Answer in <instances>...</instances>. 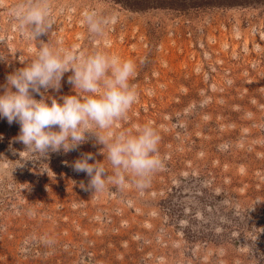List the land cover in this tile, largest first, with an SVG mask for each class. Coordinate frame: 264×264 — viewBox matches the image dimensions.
<instances>
[{"label": "rangeland", "instance_id": "374dc122", "mask_svg": "<svg viewBox=\"0 0 264 264\" xmlns=\"http://www.w3.org/2000/svg\"><path fill=\"white\" fill-rule=\"evenodd\" d=\"M16 3L0 0V94L41 45L130 59L138 99L115 131L151 123L163 167L143 190L93 192L73 165L92 153L111 174L94 136L39 158L0 117V264H264V0H51L38 39ZM87 11L109 20L103 35ZM70 75L41 89L48 103L85 95Z\"/></svg>", "mask_w": 264, "mask_h": 264}, {"label": "clouds", "instance_id": "9594fccd", "mask_svg": "<svg viewBox=\"0 0 264 264\" xmlns=\"http://www.w3.org/2000/svg\"><path fill=\"white\" fill-rule=\"evenodd\" d=\"M10 16L21 33L35 39L48 34L55 23L51 0H17ZM84 23L91 35L100 36L109 20L87 11ZM67 72L72 73L68 81L73 90L85 95H66L60 98L62 103L54 99L48 103L41 89L59 90ZM135 73V63L118 55L97 51L85 56L41 45L31 63L7 76L0 94V117L10 124L19 123L17 139L25 151L39 158L61 149L75 150L94 136L106 149L112 171L103 162L89 163L92 153L82 154L73 167L90 177L88 188L103 192L111 184L122 190L129 186L143 190L163 167L159 132L151 123L139 126L135 134L115 131L117 122L126 119L137 102V90L131 83Z\"/></svg>", "mask_w": 264, "mask_h": 264}]
</instances>
